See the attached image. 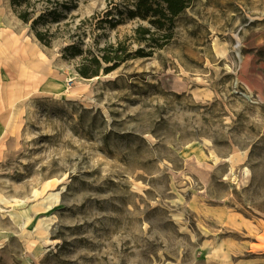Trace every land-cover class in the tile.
Wrapping results in <instances>:
<instances>
[{"label":"rangeland","instance_id":"obj_1","mask_svg":"<svg viewBox=\"0 0 264 264\" xmlns=\"http://www.w3.org/2000/svg\"><path fill=\"white\" fill-rule=\"evenodd\" d=\"M130 2L79 0L45 46L0 0V264H264V0H195L81 77L71 42L138 49Z\"/></svg>","mask_w":264,"mask_h":264},{"label":"trees","instance_id":"obj_2","mask_svg":"<svg viewBox=\"0 0 264 264\" xmlns=\"http://www.w3.org/2000/svg\"><path fill=\"white\" fill-rule=\"evenodd\" d=\"M195 0H131L126 8L125 18L137 20L139 24L132 31V41L138 49L128 53L124 41L108 43L97 53L83 55L79 45L71 42L62 50L63 57H80L77 73L83 78L97 76L102 69L112 71L121 63L133 58L150 57L162 49L173 38L176 19L191 6ZM79 0H9L10 8L17 19L29 25L34 37L43 45L51 44L50 28L59 26L68 12L77 8ZM111 14V10L106 15ZM119 11L118 15L122 16ZM115 20L112 26L118 24Z\"/></svg>","mask_w":264,"mask_h":264},{"label":"crops","instance_id":"obj_3","mask_svg":"<svg viewBox=\"0 0 264 264\" xmlns=\"http://www.w3.org/2000/svg\"><path fill=\"white\" fill-rule=\"evenodd\" d=\"M1 88H2V81L0 79V123H1L2 114L5 115V113H6L5 104H4L3 96L1 93Z\"/></svg>","mask_w":264,"mask_h":264},{"label":"bare ground","instance_id":"obj_4","mask_svg":"<svg viewBox=\"0 0 264 264\" xmlns=\"http://www.w3.org/2000/svg\"><path fill=\"white\" fill-rule=\"evenodd\" d=\"M247 173H249V171L246 169Z\"/></svg>","mask_w":264,"mask_h":264}]
</instances>
